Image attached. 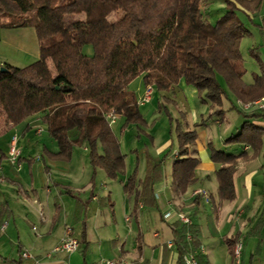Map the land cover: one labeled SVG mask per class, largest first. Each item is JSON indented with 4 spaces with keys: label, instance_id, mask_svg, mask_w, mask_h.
I'll return each instance as SVG.
<instances>
[{
    "label": "trees",
    "instance_id": "trees-1",
    "mask_svg": "<svg viewBox=\"0 0 264 264\" xmlns=\"http://www.w3.org/2000/svg\"><path fill=\"white\" fill-rule=\"evenodd\" d=\"M204 2L211 7L214 0H0V27L32 26L40 45V58L30 66H0L1 111L11 127L41 115V123L59 148L57 154H50L51 159L69 162L74 146L86 144L91 165L117 180L126 173V156L105 114L114 111L124 119L122 129L135 127L136 138L145 136L153 142L138 99L129 91L130 84L143 77L146 89L153 87L165 94L184 81L197 89L201 103L211 110L208 118L191 130L186 116L182 122H173L166 108L172 102L166 97L158 106L168 115L170 134L176 137L173 192L184 194L197 181L200 161L193 156L197 128L223 120V103L229 95L242 104L264 97V65L258 49L250 50L260 67L250 86L244 84L247 70L241 52L243 41L251 37L247 13L259 14L264 0H223L224 14L215 23L206 18ZM118 13L122 16L115 22L97 31L92 29L91 25ZM69 16L83 19L67 24ZM86 46L92 47V56L84 53ZM232 108L246 122L240 134L226 143H248V132L258 131L251 122L264 120V110L247 113L235 104ZM73 131L78 133L75 140L70 137ZM7 132L0 131V137ZM254 140L252 154L239 155L217 150L209 143L211 160L220 165L216 178L222 202L236 198L233 176L239 164L259 155L261 144ZM173 147L172 141L169 153ZM5 158L1 152L0 164ZM18 163L21 165V158ZM157 171V167L150 169L149 179L155 181ZM135 179L133 174L125 186L128 196ZM180 225L176 237L180 264H187L185 259L190 256L200 264L203 252L194 225ZM238 240H228L232 258Z\"/></svg>",
    "mask_w": 264,
    "mask_h": 264
},
{
    "label": "crops",
    "instance_id": "crops-1",
    "mask_svg": "<svg viewBox=\"0 0 264 264\" xmlns=\"http://www.w3.org/2000/svg\"><path fill=\"white\" fill-rule=\"evenodd\" d=\"M247 15L251 19L248 22L251 37L254 34L252 29L259 30L263 39L260 47H264V6L259 14ZM244 21L247 22L246 19ZM7 48L21 53L26 59L38 61L40 45L36 29L32 26L16 29L0 27V50L4 52ZM248 50L252 58L251 49ZM258 55L261 60V48L258 49ZM0 57L4 56L0 53ZM5 60H8L7 57ZM256 64L260 73V67ZM248 74L247 71L244 77L246 86L253 84V75L258 73L252 72L250 79L246 80ZM182 82L173 87L171 92L165 95L160 93L161 98H170L169 94L174 93L177 99L176 90ZM129 91L135 94L130 86ZM138 104L140 107L139 99ZM226 104L228 107L225 108ZM234 104L240 109L239 102L229 95L223 103L226 112L223 120L215 119L218 127L222 128L225 124L229 126L227 113L235 112L240 118L239 125H235L230 133L229 130L225 131L230 134L228 138H225V133L219 137L218 149L209 141V135L199 133L214 121L197 128L198 141L193 148V156L200 161L196 171L197 181L182 195L173 192L172 174L170 181L165 176L170 165L173 172L177 153V146L169 153L172 140L157 148L159 160H153L147 154L144 177H140L141 165L137 157L134 171L129 172L126 163L125 175L112 180L102 168L91 165L86 144L74 146L69 162L51 159L50 154H57L59 148L49 137L47 128L43 126L45 129L42 128V133L48 137L41 139L37 131L35 135L32 134L34 127L42 126L41 115L29 118L17 127H10L6 135L13 133L12 138L19 137V145L23 143L24 146H20V170L8 158L11 138L4 144L6 149L3 144L0 145V153L6 155L0 164V178L5 179L0 184V228L7 223L0 235V264H107L108 261L117 264H180V252L176 244V237L182 229L177 218L180 213L191 215L203 252L200 264H235L228 244V240L234 238L243 241L241 264H264V120L251 122L258 131L248 132V143H226L231 137L240 134L246 122L242 114L232 108ZM202 120L195 122L193 127L186 122L187 127L193 130ZM123 124L124 119L118 117L113 125L120 127L121 135L128 130L122 129ZM112 130L119 139L116 131ZM30 135L32 139L27 140ZM70 137L77 139V131L71 132ZM254 138L261 144V151L256 158L239 164L233 176L236 198L232 202H222L216 178L220 165L212 162L208 145L211 143L217 150L229 154H252V143L256 141ZM154 141L153 137V146ZM120 146L127 162L128 155L123 152L121 142ZM77 149L82 151L80 154L78 151L76 159ZM164 150L165 153L159 157ZM130 153L139 154L132 150ZM38 163L42 165L41 180L44 176L48 177L44 182H36L35 179ZM25 166L29 177L21 178L20 173ZM154 167L159 170L155 173V181L149 179L150 169ZM133 174L136 175L134 188L131 196H128L125 186ZM116 182H119L120 192L114 185ZM199 190L209 191V199L194 194ZM167 212L172 213L169 220L164 218ZM68 229L72 230L71 236L81 244L80 250L72 254H53L49 258L53 249L66 237ZM205 233L212 241L218 240V256L214 244L206 248L207 252L203 251ZM25 252L30 254L29 258H23Z\"/></svg>",
    "mask_w": 264,
    "mask_h": 264
},
{
    "label": "rangeland",
    "instance_id": "rangeland-1",
    "mask_svg": "<svg viewBox=\"0 0 264 264\" xmlns=\"http://www.w3.org/2000/svg\"><path fill=\"white\" fill-rule=\"evenodd\" d=\"M202 9H203V12H204L206 18L209 19V21L211 23H215L219 18H221L224 14V11H225L223 0H214V3L212 4L211 7H207V5L204 2L202 5ZM121 16L122 15L119 13L113 14L108 19H106L104 22L91 25V27L94 31L100 30V29L104 28L105 26H107V25L115 22L116 20H118L119 18H121ZM82 19L83 18L79 17V16H69V17H66V23L70 24V23L78 22ZM252 30L254 33L253 37L245 39L243 41L242 47H241L242 56L245 60V68L249 73L248 76L246 77V80L250 79L252 72L259 73V68H258L256 62L254 61V59L250 57L248 49H253V48L260 49L261 48V60L264 64V47H260V45L262 44V41H263L262 36H261L259 30H255V29H252ZM0 53L2 56H4V57L6 56L8 59L6 61L5 60L6 57L5 58L0 57V66H3L5 64H7V65L9 64V65L16 67V68H25V67L30 66L31 64L36 62L35 59H26V57L24 58V56L21 55V53H19V52L17 53L12 48L4 49V52L0 50ZM84 53L88 56H92L93 55L92 47L86 46L84 48ZM50 66H52L51 63H50ZM178 89H180V90H178ZM178 89L176 90L177 91V94H176L177 99H175L174 93L169 94L170 98H166L172 102V103L166 105V108H167L169 114L171 115V117L173 118V120H174L173 122L174 123H176V121L182 122V120H183L182 116H187L188 119L186 122H188V124L193 127L195 122L200 121L202 119H207L208 116L210 115L209 114L210 110L208 108V105H204L201 103L197 89L193 86L186 85L185 82H182V84L180 85V88H178ZM130 90L134 91L135 94H137L136 97H138V99L141 102V100L145 94V91H146V88L144 85V79L139 77L136 80H134L130 84ZM179 93L181 95H179ZM160 103L161 104L163 103V97L161 98L160 92H158L156 90V88H154L151 100L148 103H145L146 104L145 106H142L144 104H142L140 106L141 113L143 114L144 118L146 119V121L148 122V125H149L147 133L149 135H151L152 137H154V139H155L154 146H153L152 141L150 140L149 137L142 136L140 139L136 138L137 130L135 127L128 128V130L125 132V134L121 135L120 127L112 126V128L116 131L117 136L120 139L123 152L128 155V160L126 163H127V167H128L129 172L134 171L136 163H137V157L140 159V165H141L140 177H144V175L146 173V161L148 160L147 154L150 155L153 158V160H159L157 157V154H156L157 148H160L165 142L170 141V140L173 141L174 147L177 146L175 134H173V137L170 134L172 127H171L170 122H169V117L165 112H161L158 108ZM226 103H227V101H226ZM227 104L225 105V108L228 107ZM203 115H204V117L202 118ZM226 118L230 122V123L228 122L229 126L227 124H225L222 128H220V127H218V124L216 123L217 121H214V123H210L208 125V127L203 128L199 132L200 134L206 133L207 135H209L210 136L209 141H212L215 144V146L217 147V149H218L219 137L221 138V136H224V133L226 130H229V133H230V130L232 128H234L235 125L236 126L239 125V119L240 118H239L237 113H235V112L227 113ZM215 123H216V125H215ZM40 125H42V126L41 127L40 126L34 127V132L32 134L35 135V133L37 131V133H38L37 135L41 139L44 137H48L44 133H42V131H43L42 128H44L43 127L44 125L42 123ZM10 127H11V124L8 122L6 116L1 111V108H0V131H4L7 129L9 130ZM173 128H174V125H173ZM231 132H233V131H231ZM229 133L228 134L225 133V136H226L225 138L229 137V135H230ZM12 134L13 133H10L8 136L4 135V136L0 137V145L3 144V148H5V149L7 148L6 145H4V144L6 142H8V140L10 138L12 139ZM31 137L32 136L30 135L27 140L32 139ZM11 139H10V141H11ZM43 142H44V144H46L45 143L46 141L44 139H43ZM20 146H24L23 143H20V145H19V148L21 149ZM131 150L132 151H138L139 154L138 155L131 154L130 153ZM76 151L77 152L75 154V157L77 159L78 158V151L80 154V152L82 150L77 149ZM164 153H165V150H164V152L161 153V155H159V157H161ZM21 156H22V150H21ZM41 167H42V165L40 163H38L36 168H35L36 182H39L41 180V178L43 177V174H40V168ZM15 168H17V167H15ZM21 169H22V167H21ZM20 174H21V178H22V176H24L25 178L29 177L28 176L29 175L28 169L26 166L23 168V170L21 171ZM171 174H172V168L170 165L168 167V169L166 170V173H165V176H167L168 181L171 180ZM44 179L48 180V177L44 176V178H43V180H41V182H44ZM21 181H22V179H21ZM2 183H4V182H0V184H2ZM215 183H216V181H215ZM114 185L117 187V189H119V191H117V192H120L119 182H116ZM81 186H80V188H81ZM199 191L204 192L203 196H205L209 199V194H210L209 191H206V190H199ZM120 194L122 195L123 191ZM194 194L199 195V194H196V192ZM117 200H118V203H120V198H118ZM184 214L191 219L190 214H187V213H184ZM211 239L212 238L209 237L208 233H205V238H204L205 246H204L203 251L207 252L206 248H209L214 244V247L216 246V248H217L216 252H217V256H218V240L212 241Z\"/></svg>",
    "mask_w": 264,
    "mask_h": 264
},
{
    "label": "built area",
    "instance_id": "built-area-1",
    "mask_svg": "<svg viewBox=\"0 0 264 264\" xmlns=\"http://www.w3.org/2000/svg\"><path fill=\"white\" fill-rule=\"evenodd\" d=\"M152 93H153V87H148L145 91V94L140 104L142 105V104L148 103L151 100ZM239 105H240V108L244 112H247V113L255 111V110H264V97L252 103H248V104L239 103ZM105 119L107 120L110 126H113L118 120V115L114 111L109 112L105 114ZM8 158L12 165L20 169V164L18 163V161L21 158V149L19 148V138L17 136H14L10 141L9 150H8ZM0 182H4V179L0 178ZM196 194L204 195V192L197 191ZM171 217H172L171 212H167L164 215V218L166 220H169ZM177 218L179 222L183 225L192 224L191 219L183 213L177 214ZM6 227H7V223L1 226L0 235L5 231ZM71 233H72V230L68 229L66 237L62 240V242L57 247L53 249V251L49 254V258L53 254H57V253L72 254L80 250L81 247H80L79 241L73 238L71 236ZM242 251H243V241L239 239L236 242L235 247H234L233 258H234L235 264H241ZM29 257H30L29 253L27 252L23 253V258H29ZM185 261L187 264H196V261L192 256L187 257ZM107 264H117V263L108 261Z\"/></svg>",
    "mask_w": 264,
    "mask_h": 264
}]
</instances>
